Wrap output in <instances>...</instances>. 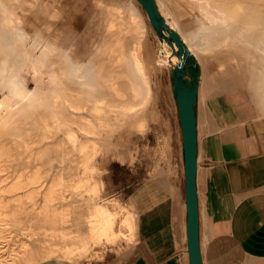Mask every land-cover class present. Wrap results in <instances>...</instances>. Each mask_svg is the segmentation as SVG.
<instances>
[{"label": "rangeland", "instance_id": "rangeland-1", "mask_svg": "<svg viewBox=\"0 0 264 264\" xmlns=\"http://www.w3.org/2000/svg\"><path fill=\"white\" fill-rule=\"evenodd\" d=\"M41 1L52 4V7L46 13L56 17H48L45 13H41L39 5ZM92 1L95 0H19L16 8L18 17L22 21L20 24L22 30L19 28V32L25 36L27 42L35 39L46 42L47 47L45 46L44 54L40 57L44 61L42 65L47 72L58 73V70L55 69L56 66H52L49 62L52 58H57L59 54L61 41L55 39L56 34L59 32L57 31L58 27L65 29L63 34L67 35L66 30L68 31V28L74 26L75 30H73V27L68 32L69 34L70 32L71 34H77V37L81 34V40L79 41L76 36V40L71 37L75 46L70 48L69 57L72 65L81 67L84 71L82 78L73 80L74 89L84 90L80 95L81 103L87 101L93 103L103 100L102 102L115 105L117 102L112 99L113 97L109 92L102 90L99 86L94 88L88 86V84H96L99 81L98 70L101 67L106 68L108 66L98 56L99 48L108 40V33L105 31V21L99 15V10L93 8ZM105 1L122 5L127 11L138 13L147 24V31L143 37L141 49L145 57L149 56L147 60L150 58L151 62L155 61L153 63L156 72L151 77V88L155 99V107L159 114L151 117L152 103H145L143 98L136 102L119 103L124 107L136 104V107L132 109V115L143 114L146 126L143 130L131 129L126 124V118L120 115H112L114 122L118 123V127L113 132L98 128L104 144L91 161L95 169L94 172L90 173H85L84 168L79 164L77 159L80 153L77 149L65 154V158L63 155L64 150L59 155H53L52 150L55 143L64 136L61 131L54 129V133L51 132L46 135L47 137H43V128L35 127L33 120H21L18 129H21L22 136L16 142L10 144L14 154V157L7 162L11 167L10 172H5L0 176V200L7 202L8 199H5V196H14L15 200L9 204L10 207L7 209L9 211L7 215L11 217L10 224L0 226V264H26L24 259L29 257L28 252L32 254L34 264H116L121 259L128 257L134 246L139 244L137 215L131 201L133 191L142 182L157 174H184L182 130L178 108L169 83V72L166 68L159 69L157 65L161 51L159 38L147 19L146 12L135 0ZM4 16L5 13L0 8V22ZM49 21L52 22L53 26L58 25V27L55 26L57 30H51L49 33L45 29ZM63 23L67 25L64 24L65 27H63ZM11 27V25L7 27L0 24V35H2L0 37V58L6 57L11 60L10 62H13L6 64L7 66H18L14 60L19 59L21 49L13 45L12 35L15 30ZM37 28L38 30H36ZM90 33L94 36L89 35ZM47 35L48 37H45ZM84 38H88V40ZM225 38L229 42L236 43L235 45H245L248 48V53L242 52L236 47L206 50L196 46L197 50L200 47L198 54L204 58L203 79L200 81L201 96L203 99L217 97L224 103L226 108L236 111L237 114H242L249 123L258 126L259 132L264 138V112L260 107L262 98L255 89L254 70L243 71L238 65L234 70L231 69L234 73L232 78V76L224 77V71L220 66L221 63L230 62V59L236 64H242L244 56H252L256 52L251 50L250 46L244 41L241 42L239 39L233 41L229 36L221 37V39ZM63 39L66 41L67 37ZM125 40L129 53L133 52L139 44V40L132 39L130 34L126 35ZM66 42L70 41L67 40ZM86 42L88 43L85 44ZM83 43L87 47L86 50ZM63 44L68 46V43L63 42ZM83 47L84 49H82ZM221 57L222 61L220 60ZM210 61L212 62L208 64ZM4 66L0 63V67ZM123 66L124 69L126 68L137 76L131 59L127 60ZM217 74L219 75L217 76ZM77 81H82L85 85L79 86ZM234 82L238 83L235 87L231 86ZM26 83L30 89L35 87L31 80H26ZM57 89L59 87L55 83H47L42 88L44 93ZM48 99V96L44 97V106H48L47 104L50 102L47 101ZM86 114L91 115L90 111H86ZM51 121L49 120L50 124H52ZM95 123L97 124L96 121ZM84 138L85 136L79 135V140ZM71 160L76 161L71 162ZM68 165H71V169H67ZM36 169L39 170L43 178L42 182L37 185L39 196L32 203V201L22 200L31 191V187L20 189L19 186L21 181L26 182ZM60 173L65 174V180L61 187L55 188L54 196L57 198L63 194L67 198L56 199L54 208L66 215L67 221L59 224L58 228L70 235L66 239L55 240H49V237L42 235L30 236L27 231L29 228L50 227V223L47 221L48 213L46 212L47 205L44 201V195L53 190L54 182L59 178ZM78 176L88 178L90 176L91 182L84 190L74 189L75 178ZM94 185H96V189L93 188ZM80 191H82L84 197H90L105 203L107 207L116 213L117 230L120 233L113 243L104 240L92 244L87 256L79 255L78 251L75 250L74 255L65 258L63 253L73 250L74 244H78L87 231L86 221L89 209L79 200L78 193ZM74 201L77 202L75 205H66ZM2 210L0 223L4 224L6 222L3 221L6 210ZM125 216H131L132 223L129 225L132 226L133 224V229H130V226L118 228L120 220ZM54 244H58V246H54ZM16 253L19 255H16Z\"/></svg>", "mask_w": 264, "mask_h": 264}, {"label": "bare ground", "instance_id": "bare-ground-1", "mask_svg": "<svg viewBox=\"0 0 264 264\" xmlns=\"http://www.w3.org/2000/svg\"><path fill=\"white\" fill-rule=\"evenodd\" d=\"M135 1L140 5L137 0ZM155 1L161 16L168 26V30L163 29L161 32L155 30L161 44L160 56L157 61L159 69L166 68L171 76H175V71L180 69L184 75L185 83L192 86V82H200L203 79L204 58L198 54L200 47L206 50L236 47L242 52H247L248 48L245 45H235L236 43L229 42L226 38L221 39V37L229 36L233 41L236 39L241 42L244 41L256 54L244 56L242 64H236L230 59V62L221 63L220 66L224 71V77L232 76V78L234 73L231 69L234 70L238 65L243 71L254 70L255 89L262 98L260 107L264 112V0ZM18 3L19 0H0V8L5 13L0 24L7 27L8 25L12 26L11 28L15 30L12 35L13 45L21 49L19 59H16L17 62L14 60L18 66H7L6 64L13 62H10L11 60L6 57L0 58V63L5 65L0 67V176L5 172H10L11 167L7 162L14 157L10 144L11 142H16L22 136L21 129H18L20 122H22L21 120L28 121L30 119L33 120L35 127L43 128V137H47L46 135L51 132L54 133V129L61 131L64 135L55 143L52 150L53 155H59L64 150L63 155L65 158V154L77 149L80 153L77 160L84 168V172H94L95 167L92 166L91 161L104 144L98 128L113 132L118 127V123L114 122L112 115H120L126 118V124L131 129L143 130L146 126L143 114L132 115V109L136 107V104L124 107L119 105V103L123 104L126 101L136 102L143 98L145 103H152L151 117L159 114L155 107V99L151 88V77L156 72V67L153 63L155 61L151 62L150 58V60H147L149 56L145 57L141 49L143 37L147 31V24L138 13L127 11L122 5L112 4V2L105 0L92 1L93 8L98 9L99 15L103 17L105 31L108 33V40L98 51V56L108 66L106 68L101 67L97 73L99 81L96 84H88V86L91 88L99 86L102 90L109 92L117 104L105 103L102 102L103 100L93 103L89 101L81 103L80 95L84 90H76L73 85L76 78L83 77L82 73L84 71L81 67L72 65L69 57L70 48L75 46L73 39L76 40L77 38L80 41L81 34H78L80 39L73 31L74 34L70 32L71 36L68 31L74 27L72 26L70 29L67 27L68 31L66 30L67 35H65L63 34L65 29L61 27L64 32L61 31L58 25L55 24L58 27L57 30V27L55 28L51 21L47 22L45 29L49 33L55 29L59 31L58 33L56 31L55 39L61 41L57 58H52L49 61L52 66H56L55 69L58 70V73H49L42 65L44 63L43 59L40 58L44 54L45 46L47 47L46 42L44 40L38 41L37 39L27 42L25 36L19 32L22 21L16 11ZM39 5L41 13H45L48 17H56L46 13L52 7L50 2L41 1ZM147 19L149 20L148 16ZM20 30L22 29L20 28ZM73 30H75V27ZM77 31L75 32L77 33ZM170 33H176L179 36L178 44ZM128 34L131 35L132 39L139 40L138 46L131 53L127 50V42L125 40ZM89 35L93 34L90 33ZM82 36L84 37V35ZM45 37H48V35ZM64 37H67L70 42H66L67 40L65 41ZM63 42L65 44L68 43V46H65ZM196 46H200L198 50L195 48ZM250 49L249 51H251ZM181 50L184 51L183 54ZM180 54L183 55L182 61L179 58ZM129 59L133 62L137 76L126 68L124 69L123 65ZM216 68L214 69L215 72ZM26 80H31L35 87L30 89ZM47 83H55L59 89L44 93L42 88ZM77 84L79 86L85 85L82 81H77ZM237 84L234 82L231 86L235 87ZM45 96L49 97L47 100L50 101L47 104L48 106H44L43 99ZM86 111H90L91 115H87ZM38 118L40 119L37 120ZM49 120H52V124L49 123ZM79 135L85 136V138L79 140ZM75 161L71 160V162ZM67 169H71V165H68ZM64 175V173H60L59 178L54 182L53 190H50L51 192L48 191L44 195V201L47 205L46 212L48 213L47 221L50 223V227L29 228L27 231L30 236L42 235L49 237V240H55L66 239L70 235L58 228L59 224L67 221V218L64 212L54 208L56 199L67 198L63 194L57 198L54 196L55 188L61 187L65 180ZM42 178V174L36 169L26 182L21 181L20 189L31 187V191L22 200L32 201V203L36 201L39 196L37 185L42 182ZM75 179L74 189L77 188L79 190H84L91 182L90 176L89 178L78 176ZM93 188L96 189V185ZM78 195L79 200L89 209L86 221L87 231L79 243L74 244L73 250L63 253L65 258L74 255L75 250L78 251L79 255L87 256L92 244H97L104 240L113 243L120 233L117 230L116 213L113 210L107 207L105 203L90 197H84L82 191ZM13 197L5 196V199H8L7 202L0 200V222L2 220L1 214H3L2 209L6 210V216L3 220L6 222L4 224L0 223V226H8L10 224L9 220L11 217H8L9 211L7 209L10 207L9 204L15 201ZM76 203L74 201L66 205L73 206ZM130 223H132L131 216H125L120 220L118 228L130 226V229H133L134 225L132 224L131 226L129 225ZM54 246H58V244H54ZM16 255L19 254L16 253ZM31 255L28 252L29 257H25L24 261L26 264H34V258Z\"/></svg>", "mask_w": 264, "mask_h": 264}, {"label": "crops", "instance_id": "crops-1", "mask_svg": "<svg viewBox=\"0 0 264 264\" xmlns=\"http://www.w3.org/2000/svg\"><path fill=\"white\" fill-rule=\"evenodd\" d=\"M169 83L172 90L171 80ZM196 105L203 264H264V138L217 97ZM139 244L116 264H190L185 176L157 174L133 191Z\"/></svg>", "mask_w": 264, "mask_h": 264}, {"label": "water", "instance_id": "water-1", "mask_svg": "<svg viewBox=\"0 0 264 264\" xmlns=\"http://www.w3.org/2000/svg\"><path fill=\"white\" fill-rule=\"evenodd\" d=\"M146 12L154 30L161 32L168 30V26L161 16L155 0H137ZM155 31V32H156ZM175 42L179 43V36L170 33ZM183 54V50H181ZM183 55H179L183 60ZM180 69L175 76L169 74L172 92L176 100L182 130V150L184 157L185 200L187 210V250L190 264H203L200 247V216L197 192V163L198 140L196 105L200 82H192V86L185 83ZM175 87V89H174Z\"/></svg>", "mask_w": 264, "mask_h": 264}]
</instances>
